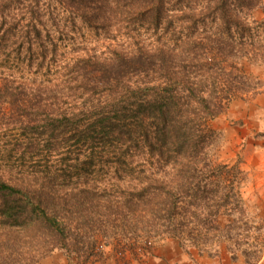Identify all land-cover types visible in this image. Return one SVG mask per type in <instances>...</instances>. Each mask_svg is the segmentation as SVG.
<instances>
[{"label":"trees","instance_id":"1","mask_svg":"<svg viewBox=\"0 0 264 264\" xmlns=\"http://www.w3.org/2000/svg\"><path fill=\"white\" fill-rule=\"evenodd\" d=\"M263 3L0 0V264L94 263L100 238L259 264L264 228L210 122L264 92L245 68L264 65ZM78 22L104 50L65 45Z\"/></svg>","mask_w":264,"mask_h":264},{"label":"rangeland","instance_id":"2","mask_svg":"<svg viewBox=\"0 0 264 264\" xmlns=\"http://www.w3.org/2000/svg\"><path fill=\"white\" fill-rule=\"evenodd\" d=\"M256 16L264 20V3ZM69 32V39L65 42L69 48L73 45H85L98 50L105 49L103 38L98 37L81 22L77 23L76 28L70 25ZM245 68L247 72L264 81V65L247 64ZM3 69L6 70L0 64V73L6 72ZM16 70L14 68L15 72ZM210 126L218 135L214 148L217 161L238 165L244 171L245 181L240 185V195L252 222L264 228V92L253 99L234 100L224 114L210 122ZM37 165L42 166L45 163L38 159ZM224 223L221 220V224ZM139 242L123 238H100L101 256L90 264H246L241 253L234 260L225 245L220 247L218 257H211L200 254L196 249H182L172 238L156 239L150 246L144 241ZM78 261L75 257L70 262L64 252L58 250L40 259L38 264H79Z\"/></svg>","mask_w":264,"mask_h":264},{"label":"crops","instance_id":"3","mask_svg":"<svg viewBox=\"0 0 264 264\" xmlns=\"http://www.w3.org/2000/svg\"><path fill=\"white\" fill-rule=\"evenodd\" d=\"M184 261H186V260H184ZM259 264H264V257H263L262 261Z\"/></svg>","mask_w":264,"mask_h":264}]
</instances>
